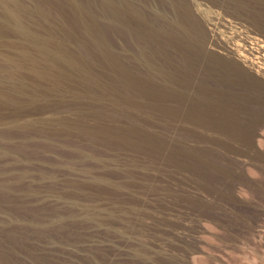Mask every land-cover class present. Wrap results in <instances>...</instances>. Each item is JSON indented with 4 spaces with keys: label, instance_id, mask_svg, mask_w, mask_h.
I'll return each mask as SVG.
<instances>
[{
    "label": "rangeland",
    "instance_id": "obj_1",
    "mask_svg": "<svg viewBox=\"0 0 264 264\" xmlns=\"http://www.w3.org/2000/svg\"><path fill=\"white\" fill-rule=\"evenodd\" d=\"M259 5L0 0V264L264 251Z\"/></svg>",
    "mask_w": 264,
    "mask_h": 264
},
{
    "label": "trees",
    "instance_id": "obj_2",
    "mask_svg": "<svg viewBox=\"0 0 264 264\" xmlns=\"http://www.w3.org/2000/svg\"><path fill=\"white\" fill-rule=\"evenodd\" d=\"M259 1L260 0H249V5H250V10L252 11V13H254V15L258 16V9L260 8L259 5ZM257 23L258 26L260 27L261 31L264 33V14L260 15V17L257 18ZM226 58V61L231 62L233 67H235V72L238 74H246V71L244 68H240L236 65V63H233L232 59L230 58Z\"/></svg>",
    "mask_w": 264,
    "mask_h": 264
},
{
    "label": "bare ground",
    "instance_id": "obj_3",
    "mask_svg": "<svg viewBox=\"0 0 264 264\" xmlns=\"http://www.w3.org/2000/svg\"><path fill=\"white\" fill-rule=\"evenodd\" d=\"M259 227V226H258ZM263 229V228H262ZM253 234V233H252ZM262 236V235H260ZM261 238V237H260ZM255 240V239H254ZM248 242V241H246ZM225 244V243H224ZM263 249V247L261 246L259 255L258 253H256V255L254 254V256L250 257V264H264V251H261ZM250 250V249H249ZM248 255V254H247ZM250 256V254H249ZM224 258V257H223ZM229 258V257H228ZM247 258V257H246ZM245 259V258H244ZM217 261V260H216ZM228 261V260H227ZM221 262V261H220ZM233 263V262H232ZM231 263V264H232Z\"/></svg>",
    "mask_w": 264,
    "mask_h": 264
},
{
    "label": "built area",
    "instance_id": "obj_4",
    "mask_svg": "<svg viewBox=\"0 0 264 264\" xmlns=\"http://www.w3.org/2000/svg\"><path fill=\"white\" fill-rule=\"evenodd\" d=\"M255 66V65H254ZM254 68V67H253ZM257 72L261 73L264 75V68L261 66L256 65V68H254Z\"/></svg>",
    "mask_w": 264,
    "mask_h": 264
}]
</instances>
